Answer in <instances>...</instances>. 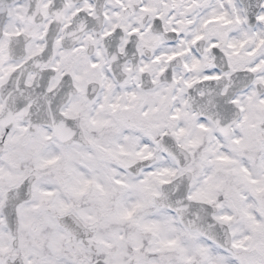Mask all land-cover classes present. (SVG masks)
<instances>
[{
	"label": "snow or ice",
	"instance_id": "obj_1",
	"mask_svg": "<svg viewBox=\"0 0 264 264\" xmlns=\"http://www.w3.org/2000/svg\"><path fill=\"white\" fill-rule=\"evenodd\" d=\"M0 264H264V0H0Z\"/></svg>",
	"mask_w": 264,
	"mask_h": 264
}]
</instances>
